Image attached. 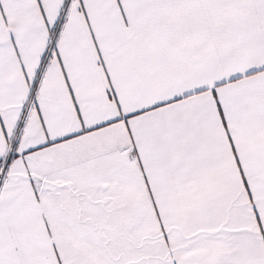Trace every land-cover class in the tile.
I'll list each match as a JSON object with an SVG mask.
<instances>
[{
	"label": "snow or ice",
	"instance_id": "snow-or-ice-1",
	"mask_svg": "<svg viewBox=\"0 0 264 264\" xmlns=\"http://www.w3.org/2000/svg\"><path fill=\"white\" fill-rule=\"evenodd\" d=\"M0 264H264V0H0Z\"/></svg>",
	"mask_w": 264,
	"mask_h": 264
}]
</instances>
